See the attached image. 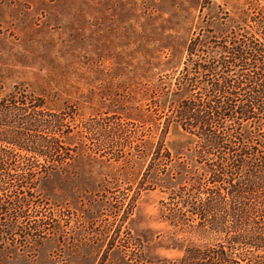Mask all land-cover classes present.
<instances>
[{
    "label": "rangeland",
    "instance_id": "rangeland-1",
    "mask_svg": "<svg viewBox=\"0 0 264 264\" xmlns=\"http://www.w3.org/2000/svg\"><path fill=\"white\" fill-rule=\"evenodd\" d=\"M233 49L249 66L228 76H264V0H0V104L35 105L1 108L0 142L30 122L24 132L60 147L54 162L10 147L12 162L41 168L27 192L11 187L28 215H1L0 264H180L191 244L209 246L211 233L172 220L170 196L215 186L207 165L224 154H199L201 123H180L176 109L209 90L183 82L184 69ZM254 116L219 131L263 155L264 114Z\"/></svg>",
    "mask_w": 264,
    "mask_h": 264
},
{
    "label": "trees",
    "instance_id": "trees-1",
    "mask_svg": "<svg viewBox=\"0 0 264 264\" xmlns=\"http://www.w3.org/2000/svg\"><path fill=\"white\" fill-rule=\"evenodd\" d=\"M252 48L256 47L252 46ZM192 50L190 47V55L194 54ZM229 55L231 60L226 57L219 58L210 67L192 64L194 69L186 67L181 75L182 80H186L183 82L192 86L204 84L209 87V90L196 99L180 102L176 109L177 120L180 123H190V121L201 123L198 128L203 141L199 154L211 150L212 152L221 151L224 155L220 157L222 162H211L207 165L210 180L215 183V186L207 189H202L199 184H193L190 187L180 186L174 189L170 196V203L176 206L171 211L173 221L182 223L184 217H187L190 224L186 230L198 235L211 233L209 235L213 238L212 243L207 247L191 244L185 251L186 257L180 259V264H264V151L261 152L263 155L258 154L260 149H254L250 143L246 144V141L241 140L240 137L235 136L234 140H228L223 136L227 135L226 132L219 131V128L225 130V127L220 124L228 120L235 122L236 119L245 121L255 118L256 111L258 114H264V76L259 78L260 73L255 72V75L252 74L249 78H246L247 75H241L244 81L240 78L232 79L226 74L232 66L237 64L243 69L247 66V70L249 64L246 63L239 49H233ZM252 59L258 58L252 57ZM219 68L224 69L220 77H209L208 74L217 76ZM189 76L195 78L192 79ZM241 86L246 87L242 91L245 98L238 101L236 98L241 94L238 93ZM3 102L0 104V110L1 108L6 111L12 110L10 107L19 109L18 103L24 108L35 107L34 100H27L26 96L21 102L14 99L9 100L8 103ZM34 124L29 122L21 128L19 133L21 140L13 135L2 136L0 218L4 215L19 220L28 215L25 209L27 204L18 199V194H11L13 188L17 190V193L21 189L27 192L32 188L30 183L34 180L32 169L33 167L41 168L39 164L36 165V161L29 158H25L22 162H12L10 147L31 152L44 158L46 162L56 161L55 153H58L60 148L57 143L45 139L37 141L23 131H34L36 127ZM24 138L28 141L25 142ZM259 146L264 148V143H260ZM158 153L157 150L154 157ZM167 155L169 156V152ZM253 156L256 157L253 159ZM11 171H21V173L14 177ZM238 175L240 177L235 179ZM12 180L15 184H11ZM217 183L218 186H216ZM224 183L228 186L222 187ZM12 186L14 187L11 188ZM176 210L181 211L180 217ZM7 235L8 231L0 228V240Z\"/></svg>",
    "mask_w": 264,
    "mask_h": 264
}]
</instances>
